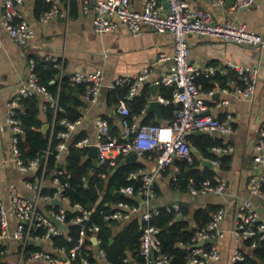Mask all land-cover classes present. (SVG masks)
I'll return each mask as SVG.
<instances>
[{
  "label": "built area",
  "instance_id": "1",
  "mask_svg": "<svg viewBox=\"0 0 264 264\" xmlns=\"http://www.w3.org/2000/svg\"><path fill=\"white\" fill-rule=\"evenodd\" d=\"M23 0H0V26L4 32L16 43L23 44L33 36L30 24L17 11L16 7ZM46 8L37 17L39 22H45L53 17L66 18L70 8V0H44ZM141 8L133 9L130 0H79L80 11L84 14L91 12V25L93 31L105 33L116 28L117 22L123 23L133 34L140 32L143 25L150 26L158 32H168L173 36L172 52L159 53L158 59L169 61L170 65L158 78V83L171 87V99L178 103L167 123L155 122L136 125L129 120V110L125 100L131 97L137 86L147 75L148 68H142L133 75L116 77L108 83L109 89L118 85H126L125 97L118 100L116 111L119 114V123L122 126V136L116 137L110 132L109 123L102 117H97L95 126L97 134L93 140L82 137L73 142L74 146H88L93 144L96 148L97 165L113 168L119 158L130 153L143 154L155 152L154 165L149 169H139L130 172L129 177H138L140 183L136 189L131 184L118 188V192L135 199L136 202L119 200L112 206V210L103 215L104 219L126 221L133 215L137 216L140 225L138 237L137 259L123 258V264H169L170 256L160 250L158 228L149 223L154 211L149 206V200L154 194V181L157 175L173 162L176 157H183L190 162L189 150L192 147L186 134L192 129L202 131H217L227 133L231 126L225 119H219L211 114H202L204 100L201 95L211 96L212 89H203L197 82L198 77H211L216 71L215 65L206 67L193 66L187 57V36L189 34L205 35L221 40L236 43L255 45L264 49V35L246 29L244 23L233 20L216 22L211 12L207 9L195 7L185 0H141ZM213 6L222 5L224 0H208ZM253 0H232L231 8L236 9L251 5ZM1 42V41H0ZM53 67L57 70L60 79L62 60L49 56ZM34 60H27V77L19 84L7 103L5 123L11 131L10 159L16 169L26 175L24 186L29 193L23 194L16 191L14 185L7 188V202L0 198V264H67L85 238L92 239L95 256L104 259V251L98 247V225L85 224L88 220L89 210L82 208L78 203L70 204L68 198L62 194L67 182L60 180L61 168L52 171L47 178L45 172V156L49 150L40 157L30 159L23 164L17 148L18 137L23 134V128L15 116L14 108L18 99L40 93L48 100V108L54 113L57 109L55 97L38 82L33 70ZM227 69L234 71L235 76L229 83L236 86V91L242 98L249 99L254 92L258 69L252 65H241L228 61ZM72 83H83L84 96L93 101L99 92L102 74L99 68L91 70H75L66 75ZM219 90L226 91L222 86ZM163 101L162 98H159ZM219 103H222L220 101ZM218 104V103H217ZM78 119L68 120L65 117L58 119L64 127L57 132L60 140L54 145L56 163L60 161L67 149L69 131ZM213 151L220 154L228 153L231 146L222 142L212 147ZM254 165L260 169L249 174L246 181L248 196L242 198L237 204L233 232L243 239H250L248 246L254 247L260 241L264 243V221L259 217L250 197L264 203V111L257 129V138L254 143L252 156ZM212 165H217L218 158L210 159ZM56 165V164H55ZM39 169V171H38ZM178 167H175L171 178L175 180ZM103 177L104 174L102 173ZM194 181L191 177L187 180V191L190 195L216 193L224 190V181L212 177ZM58 199L61 205H54L51 200ZM167 211L173 210L175 216H180L178 204L165 207ZM77 211L73 217L66 218L67 211ZM223 207H218L210 213L207 223L196 229L190 237V246L185 253V260L189 264H210L219 256L217 246L211 242L220 235L217 227L218 221L224 215ZM53 219L56 223H54ZM79 223L78 240L68 252L61 245L53 243V237L63 235L70 239L66 233L68 223ZM58 224H62V228ZM94 239V240H93ZM208 239L207 246H195ZM87 247V246H86ZM94 255V254H93ZM243 254L234 250L230 255V264H243ZM80 264H89L87 259H81Z\"/></svg>",
  "mask_w": 264,
  "mask_h": 264
},
{
  "label": "crops",
  "instance_id": "2",
  "mask_svg": "<svg viewBox=\"0 0 264 264\" xmlns=\"http://www.w3.org/2000/svg\"><path fill=\"white\" fill-rule=\"evenodd\" d=\"M34 1L23 0L16 7L17 11L33 29V36L25 43L19 44L13 41L0 26V198L4 203L7 202V188L9 185H14L16 191L20 193H29L24 186L26 175L21 174L10 159L11 131L5 123L7 103L17 86L24 82L27 77V60L29 58L46 59L49 56H55L61 59L63 65L61 70L63 75L61 76L75 70L95 68L101 70V85L93 101H89L83 92H73V96L81 102L78 107L81 114L80 117L76 118L78 119L77 123L70 129L67 140L80 132L84 133L82 137L93 140L97 134L95 126L97 117H102L109 122L110 132L120 138L122 136V126L119 123V114L116 111L118 101L117 103L112 102L109 92L116 91L114 90L116 87L127 88V86L118 85L113 89H109L107 84L118 76L136 74L144 67L148 68L147 75L143 82L136 87L132 96L141 94L145 90L146 102L138 112L131 113V121L136 125L146 122L165 125L172 115L168 116L163 105L169 102L178 105L171 97L166 99L162 95L165 91L161 88L162 84L157 81L170 65L169 61L159 60L158 55L161 52L165 54L172 52L173 36L171 33L158 32L150 26L143 25L139 33L133 34L121 22H117L116 28L112 31L97 33L92 29L91 12L82 13L79 0H71L75 1V9L72 13H68L66 18L53 17L45 22H39L37 20L38 16L36 17L33 11ZM185 1L195 7L209 10L216 22L224 20L241 22L245 24L246 29L264 35V0H253L251 5L236 9L231 8L232 0H224L222 5L214 6L208 0ZM130 3L133 9L138 10L141 8L142 1L130 0ZM187 49L188 61L193 66L206 67L211 64L215 65L217 71L220 72V76L215 74L209 78H197V82L203 89L213 90L211 96L201 95L204 100V109L201 113L225 119L231 126V131L220 133L199 130V134L188 132L186 137L192 145L189 150L190 161L192 156L196 158L194 167L197 169H212L215 172L213 177L224 181V190L220 194L208 193L192 196L187 190L171 187V176L175 171V167H178L175 165L174 160L183 158L176 157L173 159L171 166L169 164L155 178L154 194L149 200V206L155 212L159 207L176 203L179 205L180 211L181 208L187 209V214L180 215V217L184 218L189 226L194 225L192 213L195 209L207 208L208 206L223 207L224 215L217 223L220 235L214 237L211 241L217 246L219 256L210 264H230V255L234 250H238L243 254L249 253L252 248L243 243V238L234 234L233 221L237 204L242 198L248 196L246 181L249 174L253 171H260L258 166L254 165L252 156L258 125L264 111V49L255 45L196 34L187 36ZM228 61L257 67L258 74L254 92L249 99L242 98L236 91V86L229 83L232 75L229 74L230 70L226 67ZM221 75L225 77L223 84L222 79L224 77H221ZM51 80L58 81L57 72ZM151 84H156L153 93L149 87ZM222 86L227 90H219ZM125 93L123 96H118L117 99L124 98ZM35 95L38 101L37 117L41 121V126L46 125V129L42 132L49 130L50 134L54 127V117L52 114L50 119L46 116L48 100L40 93ZM129 98L125 100L128 110L131 109L130 103L127 102ZM159 98H162L163 101H160ZM150 99L158 101V112L147 109V103ZM220 101L222 103H219ZM203 133L208 134L210 137L220 138L221 143L226 142L231 146V150L224 154L229 155V162L225 168L219 166V162L217 165H212L210 162V159L219 156L212 149L217 144L207 147L208 154L204 155L195 148L192 139L188 137V135L198 136ZM88 157L90 158L89 155ZM123 158H119L118 162ZM202 159L208 160L211 168L201 165L200 160ZM135 161L142 164V169H149L154 165L155 152L137 154L133 162ZM58 162H61L63 166L62 159ZM51 173L52 171L47 174V178L51 177ZM250 200L259 217L264 221V203L254 197H250ZM177 217L175 216V219ZM91 242L93 243L92 239L85 246L93 249ZM209 243L210 241L206 239L200 245L207 246ZM190 244V242L185 244V248H188ZM93 254L95 264H109L105 258H97L94 251ZM127 258L131 259L129 255H127Z\"/></svg>",
  "mask_w": 264,
  "mask_h": 264
},
{
  "label": "trees",
  "instance_id": "3",
  "mask_svg": "<svg viewBox=\"0 0 264 264\" xmlns=\"http://www.w3.org/2000/svg\"><path fill=\"white\" fill-rule=\"evenodd\" d=\"M74 5L75 1H71L69 14L75 9ZM45 8L46 4L43 0L34 1L33 11L36 17ZM32 59L34 60L33 70L38 82L45 86L46 90L52 97H55L57 102V109L54 113V127L50 134L49 130L42 132L40 130L41 121L37 117L38 101L36 95L21 96L18 99V106L14 108L15 116L23 128V134L18 137L17 148L23 164H27L30 159L41 156L45 150H49L45 156V172L49 174L55 169L56 164L54 145L60 140L57 137V132L64 129L58 122V119L65 117L68 120H74L80 117L81 113L78 107L81 105V102L77 97L73 96V92L82 93L84 85L83 83L68 81L66 75L61 76L58 81L54 80L50 82L57 72L52 62L47 58L39 59L33 57ZM215 74L220 76L219 71ZM229 74L232 75L230 78L235 76L232 70L229 71ZM221 77H224V75H221ZM224 79L225 77L222 79V84L224 83ZM161 88L165 91L162 95L166 99H170L171 87L161 85ZM126 89V87H116L114 89L116 91H110L109 95L112 102L117 103V97L123 96ZM127 102L130 103L131 109L129 110L128 118L131 120V113L138 112L145 105V90L141 94L131 96ZM177 106L169 102L163 105V108L167 111L168 116H171ZM51 114L52 112L48 108L46 115L48 119L51 118ZM83 135L84 133L80 132L67 140V149L62 158V174L58 175L60 180L67 182V187H64L62 194L68 198L70 204L78 203L82 208L89 210V217L85 221V224L95 223L98 225V247L104 251L105 260L109 264H123V258L127 257V255L131 259H137L139 258L137 248L140 234V222L137 216L133 215L126 221H115L104 219L103 215L110 212L113 209L112 204L119 200L136 202L135 199L119 193L118 188L131 184L136 189L140 183L139 178L129 177V173L142 169L143 166L138 161L120 165L116 164L112 172V168L107 169L105 166L97 165L92 167L87 147L73 145V142L80 139ZM188 137L192 139L195 148L204 155L208 154L206 151L207 147L221 143L220 138L210 137L206 133L198 136L188 135ZM217 158L219 166L225 168L229 162V155L223 154ZM174 163L178 166V171L175 174V180L170 181L171 187L186 190L189 177L194 179V181L209 179L212 183L214 182L212 177L215 172L212 169L195 168L196 158L194 156H192L190 162H187L183 158H176ZM102 173L104 174L103 177L101 176ZM216 208L217 206H208L207 208L195 209L192 213L193 226H189L184 218L175 219L173 210L167 211L165 207L157 208L150 216L149 223L158 228L157 235L160 240V250L170 256L169 264H187L185 260L187 248L184 245L189 243L190 237L196 229L207 223L210 218V212ZM76 214L77 211L69 210L66 212V218L73 217ZM180 214L182 216L186 215L187 209L181 208ZM79 227V223H68L66 233L70 239H66L63 235H56L53 237V243L63 246L66 252H68L70 247L78 240ZM115 227L117 229H114ZM89 242V239L85 238L75 253L74 258L69 260L67 264H80L81 259H87L89 264H95L92 249L85 246ZM243 243L248 246L250 239H244ZM2 246L0 243V248ZM242 262L243 264H264V243L258 241L249 253H243Z\"/></svg>",
  "mask_w": 264,
  "mask_h": 264
},
{
  "label": "water",
  "instance_id": "4",
  "mask_svg": "<svg viewBox=\"0 0 264 264\" xmlns=\"http://www.w3.org/2000/svg\"><path fill=\"white\" fill-rule=\"evenodd\" d=\"M163 4L164 6L166 5L165 1H163ZM60 75H63V73H60ZM50 82H53V80H51ZM149 87L151 88L152 90V93L153 91H155V87H156V84H151L149 85ZM158 101L157 100H154V99H150L147 103V109H151L155 112H158ZM46 129V125H42L41 126V131H44ZM190 133H193V134H199V130L197 129H192L190 131H188ZM187 132V133H188ZM87 152H88V155L90 156L91 158V165L92 167H95L97 166V161H96V148L94 145H88L87 146ZM42 160V157L39 158V161ZM135 160V153H130L128 154L127 156H125L121 161L117 162V165H120L121 163H124V162H133ZM200 164L203 165V166H206V167H209L211 168V164L208 160H205V159H202L200 160ZM56 167L57 168H62V163L61 162H57L56 163ZM114 169L112 168L111 169V172L113 171ZM87 177H89V175H87ZM51 203L54 204V205H61V202L58 200V199H53L51 200ZM181 217L178 216L177 219H180ZM54 223H56L53 219H51ZM59 226H61L62 228L64 227L62 224H58ZM94 240V239H93ZM111 241V239H109ZM200 243H195V246H198Z\"/></svg>",
  "mask_w": 264,
  "mask_h": 264
},
{
  "label": "rangeland",
  "instance_id": "5",
  "mask_svg": "<svg viewBox=\"0 0 264 264\" xmlns=\"http://www.w3.org/2000/svg\"><path fill=\"white\" fill-rule=\"evenodd\" d=\"M169 166H171V164Z\"/></svg>",
  "mask_w": 264,
  "mask_h": 264
}]
</instances>
